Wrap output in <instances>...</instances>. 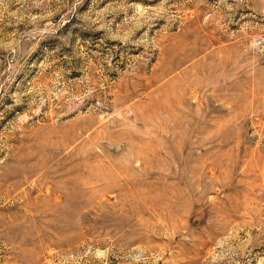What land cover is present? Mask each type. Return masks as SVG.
Listing matches in <instances>:
<instances>
[{"label":"rangeland","instance_id":"374dc122","mask_svg":"<svg viewBox=\"0 0 264 264\" xmlns=\"http://www.w3.org/2000/svg\"><path fill=\"white\" fill-rule=\"evenodd\" d=\"M0 264H264V0H0Z\"/></svg>","mask_w":264,"mask_h":264}]
</instances>
